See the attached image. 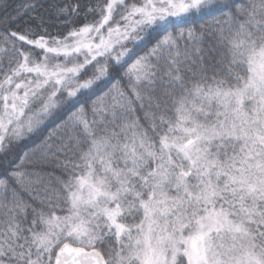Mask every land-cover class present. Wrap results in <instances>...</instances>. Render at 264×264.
Masks as SVG:
<instances>
[{
    "label": "snow or ice",
    "instance_id": "obj_1",
    "mask_svg": "<svg viewBox=\"0 0 264 264\" xmlns=\"http://www.w3.org/2000/svg\"><path fill=\"white\" fill-rule=\"evenodd\" d=\"M0 264H264V0H0Z\"/></svg>",
    "mask_w": 264,
    "mask_h": 264
}]
</instances>
